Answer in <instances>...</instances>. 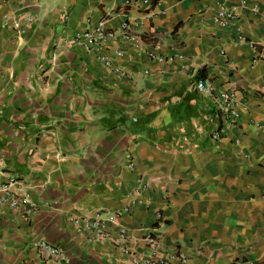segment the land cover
<instances>
[{"label": "crops", "instance_id": "crops-1", "mask_svg": "<svg viewBox=\"0 0 264 264\" xmlns=\"http://www.w3.org/2000/svg\"><path fill=\"white\" fill-rule=\"evenodd\" d=\"M221 5L237 12L225 25ZM127 20L145 50L120 33L86 48L84 31ZM223 91L235 120L216 108ZM8 176L38 208L0 203V264H135L116 239L148 253L152 228L159 257L263 261L264 0H0V183ZM99 213L117 214L106 237L71 222Z\"/></svg>", "mask_w": 264, "mask_h": 264}, {"label": "built area", "instance_id": "built-area-1", "mask_svg": "<svg viewBox=\"0 0 264 264\" xmlns=\"http://www.w3.org/2000/svg\"><path fill=\"white\" fill-rule=\"evenodd\" d=\"M138 1L140 4L146 6H152L154 3V0ZM236 16L237 12L235 10H230L225 5H221L217 15L215 16V20L219 24L225 25L227 24L228 19L235 18ZM117 33H120L125 38L132 41L139 50L146 49L143 42L136 34L132 32V23L128 20L121 23L119 28L115 30H107L105 27L100 26L96 27L95 29H88L84 31L83 36L88 41L86 48H100L103 43L114 38ZM81 36V34L77 35L78 38ZM117 52L120 53L119 50ZM147 53L152 59L162 64H169L173 60L171 55H164L154 51H147ZM100 60L106 65H111V60L105 55H101ZM145 72H148V70L146 69ZM198 85L202 90L210 93V87L206 81H199ZM215 105L216 108L219 109L223 116L228 120H235L240 116L234 96L229 91H223L220 93L215 99ZM260 124L261 123H258V125ZM221 136V131H215L212 134V138L216 141L220 139ZM0 203H8L13 207L23 206L28 216L33 215L38 208V203L33 200L31 189L23 183L22 179L16 176H8L5 181L0 183ZM105 215V213H99L94 218L87 216H74L71 218V222L79 231L91 232L92 230L97 229L100 235L106 237L104 234L106 230V219L109 218L115 220L117 218V214H108L107 216ZM145 233L144 240L149 248L148 253H140L138 251L132 250L127 245V238L124 234H121V236L116 239V243L124 252H127L131 255L135 264H190L189 257L183 253H173L171 255L159 257L157 255L159 236L156 232V228L147 230ZM38 248L42 253L45 252L54 255H63L62 249L52 245L45 239L39 240ZM235 264H264V260L255 263L242 260L236 261Z\"/></svg>", "mask_w": 264, "mask_h": 264}]
</instances>
